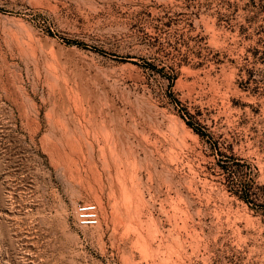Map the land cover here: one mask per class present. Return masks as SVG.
<instances>
[{
	"label": "rangeland",
	"instance_id": "1",
	"mask_svg": "<svg viewBox=\"0 0 264 264\" xmlns=\"http://www.w3.org/2000/svg\"><path fill=\"white\" fill-rule=\"evenodd\" d=\"M0 264H264V0H0Z\"/></svg>",
	"mask_w": 264,
	"mask_h": 264
},
{
	"label": "built area",
	"instance_id": "2",
	"mask_svg": "<svg viewBox=\"0 0 264 264\" xmlns=\"http://www.w3.org/2000/svg\"><path fill=\"white\" fill-rule=\"evenodd\" d=\"M77 224L84 228H94L99 223V210L93 203H79L74 209Z\"/></svg>",
	"mask_w": 264,
	"mask_h": 264
},
{
	"label": "bare ground",
	"instance_id": "3",
	"mask_svg": "<svg viewBox=\"0 0 264 264\" xmlns=\"http://www.w3.org/2000/svg\"><path fill=\"white\" fill-rule=\"evenodd\" d=\"M131 205V204H130ZM132 207V206H131ZM128 211V210H127ZM139 212V210H135L133 212H131L130 210L128 211V213H126L125 216V220L129 223H131L133 220L136 219L137 216H135L137 213ZM125 221V222H126Z\"/></svg>",
	"mask_w": 264,
	"mask_h": 264
}]
</instances>
